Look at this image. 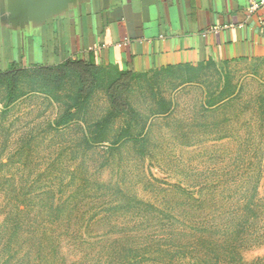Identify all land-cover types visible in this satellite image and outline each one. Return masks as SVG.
Instances as JSON below:
<instances>
[{
    "label": "rangeland",
    "instance_id": "1",
    "mask_svg": "<svg viewBox=\"0 0 264 264\" xmlns=\"http://www.w3.org/2000/svg\"><path fill=\"white\" fill-rule=\"evenodd\" d=\"M4 84L0 264H264V70L70 62Z\"/></svg>",
    "mask_w": 264,
    "mask_h": 264
},
{
    "label": "crops",
    "instance_id": "2",
    "mask_svg": "<svg viewBox=\"0 0 264 264\" xmlns=\"http://www.w3.org/2000/svg\"><path fill=\"white\" fill-rule=\"evenodd\" d=\"M252 1L0 0V98L16 71L77 61L184 79L207 68L264 70V8L250 10Z\"/></svg>",
    "mask_w": 264,
    "mask_h": 264
},
{
    "label": "trees",
    "instance_id": "3",
    "mask_svg": "<svg viewBox=\"0 0 264 264\" xmlns=\"http://www.w3.org/2000/svg\"><path fill=\"white\" fill-rule=\"evenodd\" d=\"M77 63H80V64H85L84 62H81V61H77ZM86 64H88V63H86ZM90 65V64H89ZM69 121V112H67L66 114H64V117L62 118V120H61V124H65V123H67ZM107 123V120H105V121H103V122H99V123H96V127H98V128H102V126L103 125H105ZM17 217L18 216H15V218L17 219ZM13 225H14V227H13V229H14V231H16L17 230V226H15V225H17L16 223H12ZM41 231L42 232H44L45 234H46V232H47V230H42L41 229ZM25 232H26V230H25ZM34 230H31V231H27V234L28 235H33L34 233ZM36 233H40V234H42L40 231H37ZM41 237V236H40ZM25 248L23 249L22 248V250L20 251V254H22L23 256H29V257H31V256H33V255H35V253L36 252H34L33 251V249H32V247L31 246H27V245H25L24 246Z\"/></svg>",
    "mask_w": 264,
    "mask_h": 264
},
{
    "label": "built area",
    "instance_id": "4",
    "mask_svg": "<svg viewBox=\"0 0 264 264\" xmlns=\"http://www.w3.org/2000/svg\"><path fill=\"white\" fill-rule=\"evenodd\" d=\"M250 10H258L260 8H264V0H257V1H252L248 7Z\"/></svg>",
    "mask_w": 264,
    "mask_h": 264
}]
</instances>
